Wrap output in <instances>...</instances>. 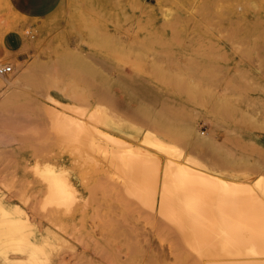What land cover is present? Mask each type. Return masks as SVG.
Listing matches in <instances>:
<instances>
[{
    "label": "rangeland",
    "instance_id": "rangeland-1",
    "mask_svg": "<svg viewBox=\"0 0 264 264\" xmlns=\"http://www.w3.org/2000/svg\"><path fill=\"white\" fill-rule=\"evenodd\" d=\"M0 61L12 67L0 76V199L25 214L43 243L38 264L249 259L206 261L190 251L193 258L161 213V174L155 199L140 201L102 154L64 147L49 114L87 122L96 143L106 144L103 131L123 150H146L160 171L169 161L208 170L264 198V186L263 194L255 187L264 185V0H62L36 21L0 0ZM94 109L99 122L87 119ZM159 112L183 125L165 126ZM48 167L73 187L74 202L42 206ZM28 254L0 255V264Z\"/></svg>",
    "mask_w": 264,
    "mask_h": 264
},
{
    "label": "bare ground",
    "instance_id": "bare-ground-1",
    "mask_svg": "<svg viewBox=\"0 0 264 264\" xmlns=\"http://www.w3.org/2000/svg\"><path fill=\"white\" fill-rule=\"evenodd\" d=\"M94 110H97V113L96 111H93L94 113L91 115L88 113L89 118L87 119L99 122L98 109ZM159 113L157 117L165 126L177 128L183 125L179 115L170 113L165 116L161 112ZM103 114H105L104 111ZM103 114L101 113V115ZM49 115H51V123L53 124V126L51 125L54 130L52 132H55L57 139L64 147H71L78 154H80L81 150L96 151L102 154L110 160L118 174V179L122 182L121 184L124 181L127 192L139 198L140 201L143 200L145 203H149L155 199L154 196L158 188V176L161 174V213L179 228L180 237H182L179 238L183 239L182 242L185 244L183 245L180 240L179 243L181 242L180 245L182 244L184 247L182 250L188 251L189 249V255H192L193 253H190V251H193L199 259L207 258L206 261L211 257V259H220V257H225L226 259L227 257L229 259L237 257L249 258L243 263L230 261L220 264H264V200H262L264 198H259L254 192L256 190L249 184L232 181L225 176L212 174L208 170L186 168L174 162L171 165V161L167 158L169 162H166V165L164 163L165 167L160 171L157 158L154 157L155 155L145 152L146 150L144 152V149L141 151L132 148L123 150L124 143L122 140L103 133V131L100 132L99 129V132H97L100 137L103 136L106 144L96 143L95 140L97 139H95L96 137L94 138L95 140L93 139V133L91 134L90 130L91 125H87V122L85 123L81 119L54 109L51 110ZM121 126L123 128V125ZM116 128L118 129L119 127ZM144 137L146 136L144 135ZM153 139L146 137L143 143H147V141L150 144L157 143ZM150 144H148L147 148L150 147ZM161 146L164 147L165 145L162 143ZM167 147L169 146L166 145L164 148L172 149L171 146L170 148ZM163 149L160 147L159 150L163 151ZM167 153L170 154L168 150ZM173 155L171 157L174 158ZM180 156L182 155L180 154ZM177 157L175 156L176 159ZM188 160L193 161L190 158ZM177 162L179 161L177 160ZM195 163H192L194 164L193 166H196ZM41 173L47 185V192L45 191V199L42 202V206L44 203V206L46 203L56 204V206L57 204L64 205L67 202L70 204L69 201L75 200V190L67 183V180L60 172L48 167ZM262 184L258 182L255 185L261 192V186H264ZM109 185L111 186L112 184L109 183ZM112 186L114 188L115 185ZM119 188L122 189L120 186ZM152 204H155L154 201ZM26 251L30 254L29 260H17L15 264H38L37 255L39 252L44 251L43 243L35 236L34 228L25 214L16 209H7L0 199V255H6L9 252L24 253ZM193 258L195 257L193 256ZM197 262L199 264L202 261L198 260Z\"/></svg>",
    "mask_w": 264,
    "mask_h": 264
},
{
    "label": "crops",
    "instance_id": "crops-1",
    "mask_svg": "<svg viewBox=\"0 0 264 264\" xmlns=\"http://www.w3.org/2000/svg\"><path fill=\"white\" fill-rule=\"evenodd\" d=\"M62 0H8L12 10L28 21L43 19L53 13Z\"/></svg>",
    "mask_w": 264,
    "mask_h": 264
},
{
    "label": "built area",
    "instance_id": "built-area-1",
    "mask_svg": "<svg viewBox=\"0 0 264 264\" xmlns=\"http://www.w3.org/2000/svg\"><path fill=\"white\" fill-rule=\"evenodd\" d=\"M12 72V67L6 64H3L0 61V76L8 75Z\"/></svg>",
    "mask_w": 264,
    "mask_h": 264
}]
</instances>
